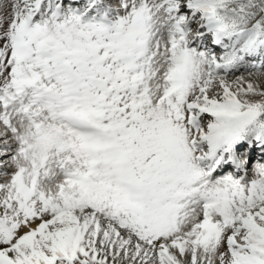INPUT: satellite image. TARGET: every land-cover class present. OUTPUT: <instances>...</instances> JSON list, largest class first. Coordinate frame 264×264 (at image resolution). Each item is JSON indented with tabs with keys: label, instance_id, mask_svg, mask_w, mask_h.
I'll return each instance as SVG.
<instances>
[{
	"label": "snow or ice",
	"instance_id": "snow-or-ice-1",
	"mask_svg": "<svg viewBox=\"0 0 264 264\" xmlns=\"http://www.w3.org/2000/svg\"><path fill=\"white\" fill-rule=\"evenodd\" d=\"M0 264H264V0H0Z\"/></svg>",
	"mask_w": 264,
	"mask_h": 264
}]
</instances>
